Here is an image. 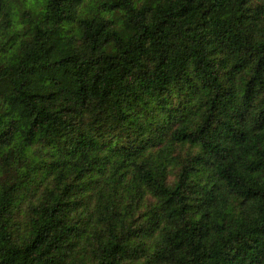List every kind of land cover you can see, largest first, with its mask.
Listing matches in <instances>:
<instances>
[{"label": "trees", "instance_id": "obj_1", "mask_svg": "<svg viewBox=\"0 0 264 264\" xmlns=\"http://www.w3.org/2000/svg\"><path fill=\"white\" fill-rule=\"evenodd\" d=\"M0 264H264V0H0Z\"/></svg>", "mask_w": 264, "mask_h": 264}]
</instances>
